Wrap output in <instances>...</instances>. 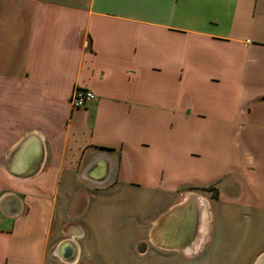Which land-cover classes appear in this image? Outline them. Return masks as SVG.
I'll return each mask as SVG.
<instances>
[{
    "label": "crops",
    "instance_id": "obj_1",
    "mask_svg": "<svg viewBox=\"0 0 264 264\" xmlns=\"http://www.w3.org/2000/svg\"><path fill=\"white\" fill-rule=\"evenodd\" d=\"M0 264H264V0H0Z\"/></svg>",
    "mask_w": 264,
    "mask_h": 264
},
{
    "label": "water",
    "instance_id": "obj_2",
    "mask_svg": "<svg viewBox=\"0 0 264 264\" xmlns=\"http://www.w3.org/2000/svg\"><path fill=\"white\" fill-rule=\"evenodd\" d=\"M30 138L32 137H27L21 141L16 150L22 151L26 148L29 145ZM40 156L42 158V153ZM188 217L191 219H189L190 222L187 221ZM174 218L178 221V224L176 225V231L173 229V232H170L169 229L173 228L170 221ZM199 218L197 199L191 196L158 220L151 233V239L155 245L163 249L192 250L200 242Z\"/></svg>",
    "mask_w": 264,
    "mask_h": 264
},
{
    "label": "built area",
    "instance_id": "obj_3",
    "mask_svg": "<svg viewBox=\"0 0 264 264\" xmlns=\"http://www.w3.org/2000/svg\"><path fill=\"white\" fill-rule=\"evenodd\" d=\"M95 99L96 96L93 92L86 89L76 88L71 96L70 104L73 108L85 107Z\"/></svg>",
    "mask_w": 264,
    "mask_h": 264
},
{
    "label": "bare ground",
    "instance_id": "obj_4",
    "mask_svg": "<svg viewBox=\"0 0 264 264\" xmlns=\"http://www.w3.org/2000/svg\"><path fill=\"white\" fill-rule=\"evenodd\" d=\"M188 251V250H187Z\"/></svg>",
    "mask_w": 264,
    "mask_h": 264
}]
</instances>
